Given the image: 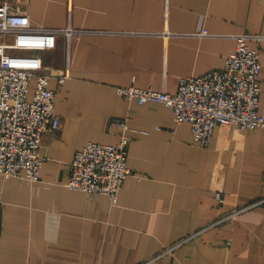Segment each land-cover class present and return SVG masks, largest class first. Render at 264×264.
<instances>
[{
	"label": "crops",
	"instance_id": "0c3cea01",
	"mask_svg": "<svg viewBox=\"0 0 264 264\" xmlns=\"http://www.w3.org/2000/svg\"><path fill=\"white\" fill-rule=\"evenodd\" d=\"M4 3L16 22L60 30L41 55L62 124L43 137L40 180L0 175V264H264V127L220 124L201 147L172 107L119 91L177 92L181 77L222 68L241 34L264 90V0ZM124 132L132 173L117 203L69 188L76 152Z\"/></svg>",
	"mask_w": 264,
	"mask_h": 264
},
{
	"label": "built area",
	"instance_id": "2783aa9c",
	"mask_svg": "<svg viewBox=\"0 0 264 264\" xmlns=\"http://www.w3.org/2000/svg\"><path fill=\"white\" fill-rule=\"evenodd\" d=\"M8 6L0 4V175L37 181L46 161L40 152L43 137L62 124L56 112L57 89L50 86L52 74L41 55L56 48L60 30L16 22L8 15ZM65 32L69 34L70 30ZM248 37L237 36L236 49L226 57L222 68L201 76L181 77L177 92L136 85L119 91L141 104L161 102L172 107L175 120L190 123L193 139L201 147L210 144L220 124L245 131L263 128V64L259 49L250 46ZM113 123L128 128L124 120ZM130 141L131 136L124 132L116 143L85 144L71 162L68 187L90 194L104 193L117 203L132 173L128 165ZM224 198L223 192L217 193L219 201Z\"/></svg>",
	"mask_w": 264,
	"mask_h": 264
}]
</instances>
